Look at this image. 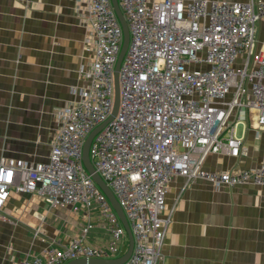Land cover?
Returning <instances> with one entry per match:
<instances>
[{"label": "built area", "instance_id": "obj_1", "mask_svg": "<svg viewBox=\"0 0 264 264\" xmlns=\"http://www.w3.org/2000/svg\"><path fill=\"white\" fill-rule=\"evenodd\" d=\"M118 2L130 32L119 72V111L96 134L89 155L133 233L134 248L123 264H158L171 223L166 195L174 178H184L185 186L198 179L215 188L264 186V162L254 170L204 168L211 154L248 153L235 127L252 121L264 132V54L255 50L264 0ZM77 3L91 54L79 69L78 100L54 112L58 130L47 161L0 162V211L12 192L35 194L51 209L84 211L85 224L67 244L21 264L112 260L128 249L122 222L83 164L87 137L112 115L123 30L111 0ZM98 228L106 244H88Z\"/></svg>", "mask_w": 264, "mask_h": 264}, {"label": "crops", "instance_id": "obj_2", "mask_svg": "<svg viewBox=\"0 0 264 264\" xmlns=\"http://www.w3.org/2000/svg\"><path fill=\"white\" fill-rule=\"evenodd\" d=\"M77 7V0H0V162L47 161L58 130L54 112L78 100L79 69L91 54ZM255 35V50L264 54V21ZM234 134L248 153L211 154L207 171L254 170L264 162V132L255 123L235 127ZM166 205L171 223L158 264H264V186L215 188L202 179L185 186L176 177ZM67 211L51 209L38 195L12 192L0 211V264H21L77 237L80 219ZM106 241L98 228L88 244Z\"/></svg>", "mask_w": 264, "mask_h": 264}, {"label": "water", "instance_id": "obj_3", "mask_svg": "<svg viewBox=\"0 0 264 264\" xmlns=\"http://www.w3.org/2000/svg\"><path fill=\"white\" fill-rule=\"evenodd\" d=\"M112 5L114 8V11L117 15V18L121 24L122 30H123V44L122 48L115 66V74H114V87H115V97H114V108L112 111V115L110 118L97 127L95 130H93L90 135L87 137L84 146H83V164L87 170V172L91 175L93 181L98 185V187L102 190V192L106 195L108 198L111 206L113 207L114 211L116 212L118 218L122 222L128 236V249L125 252L124 255H122L120 258L112 259V260H99V259H76L72 260L66 264H123L125 263L131 256L133 248H134V237L133 233L131 231L130 225L128 223V220L126 218V215L118 203L115 195L113 194L112 190L109 188V186L106 184V182L102 179V177L99 175V173L96 171L94 165L92 164L89 150L91 143L96 136V134L102 130L106 126L108 122L113 120L115 116L117 115L119 111V105H120V82H119V72L121 68L122 61L124 59V56L127 52L129 42H130V32L128 28L127 21L120 9L118 0H111Z\"/></svg>", "mask_w": 264, "mask_h": 264}, {"label": "rangeland", "instance_id": "obj_4", "mask_svg": "<svg viewBox=\"0 0 264 264\" xmlns=\"http://www.w3.org/2000/svg\"><path fill=\"white\" fill-rule=\"evenodd\" d=\"M68 210H70V212L69 211H67L68 213V216H71V215H73V214H76V216L77 217H79V221H78V223H77V229L76 230H78V232L80 231V229L82 228V226L85 224V222H84V213H82L81 211H75L73 208H68Z\"/></svg>", "mask_w": 264, "mask_h": 264}]
</instances>
